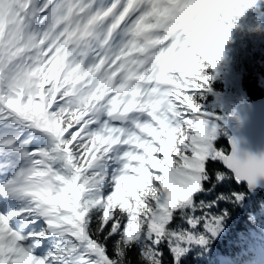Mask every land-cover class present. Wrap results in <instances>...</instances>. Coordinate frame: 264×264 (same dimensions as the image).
I'll return each instance as SVG.
<instances>
[{
  "label": "snow or ice",
  "instance_id": "obj_1",
  "mask_svg": "<svg viewBox=\"0 0 264 264\" xmlns=\"http://www.w3.org/2000/svg\"><path fill=\"white\" fill-rule=\"evenodd\" d=\"M257 3L0 0V264H264V154L204 105Z\"/></svg>",
  "mask_w": 264,
  "mask_h": 264
},
{
  "label": "trees",
  "instance_id": "obj_2",
  "mask_svg": "<svg viewBox=\"0 0 264 264\" xmlns=\"http://www.w3.org/2000/svg\"><path fill=\"white\" fill-rule=\"evenodd\" d=\"M237 23L239 27L232 30L231 40L225 45V59L212 81V91L204 101L206 109L221 118L217 134L225 145L231 128L222 118L233 116L240 103L264 96V0H258Z\"/></svg>",
  "mask_w": 264,
  "mask_h": 264
},
{
  "label": "water",
  "instance_id": "obj_3",
  "mask_svg": "<svg viewBox=\"0 0 264 264\" xmlns=\"http://www.w3.org/2000/svg\"><path fill=\"white\" fill-rule=\"evenodd\" d=\"M234 118L237 121L234 122ZM233 125L228 145L235 141L241 151L257 156L264 154V96L237 105L234 115L229 116L226 122L228 128Z\"/></svg>",
  "mask_w": 264,
  "mask_h": 264
},
{
  "label": "rangeland",
  "instance_id": "obj_4",
  "mask_svg": "<svg viewBox=\"0 0 264 264\" xmlns=\"http://www.w3.org/2000/svg\"><path fill=\"white\" fill-rule=\"evenodd\" d=\"M228 81H231L232 82V79L229 80V77H228Z\"/></svg>",
  "mask_w": 264,
  "mask_h": 264
}]
</instances>
